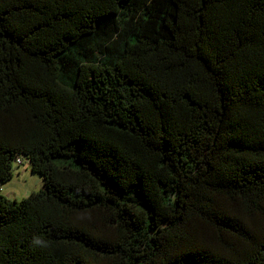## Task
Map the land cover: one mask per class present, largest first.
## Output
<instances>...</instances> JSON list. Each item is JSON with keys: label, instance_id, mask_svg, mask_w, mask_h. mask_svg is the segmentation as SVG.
Segmentation results:
<instances>
[{"label": "trees", "instance_id": "trees-1", "mask_svg": "<svg viewBox=\"0 0 264 264\" xmlns=\"http://www.w3.org/2000/svg\"><path fill=\"white\" fill-rule=\"evenodd\" d=\"M139 262L264 264V0H0V264Z\"/></svg>", "mask_w": 264, "mask_h": 264}, {"label": "rangeland", "instance_id": "rangeland-1", "mask_svg": "<svg viewBox=\"0 0 264 264\" xmlns=\"http://www.w3.org/2000/svg\"><path fill=\"white\" fill-rule=\"evenodd\" d=\"M23 161V164L15 163L13 176L2 183V193L10 199H22L44 187L43 175L32 171L28 159Z\"/></svg>", "mask_w": 264, "mask_h": 264}]
</instances>
